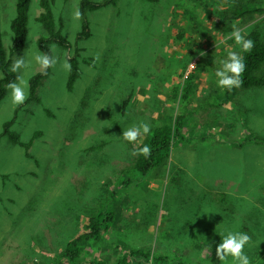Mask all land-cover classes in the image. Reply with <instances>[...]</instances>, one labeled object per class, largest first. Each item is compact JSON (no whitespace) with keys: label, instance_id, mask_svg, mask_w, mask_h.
Listing matches in <instances>:
<instances>
[{"label":"rangeland","instance_id":"374dc122","mask_svg":"<svg viewBox=\"0 0 264 264\" xmlns=\"http://www.w3.org/2000/svg\"><path fill=\"white\" fill-rule=\"evenodd\" d=\"M40 1L29 3L25 49L10 56L15 0H0L11 65L24 53L30 57L44 34L36 21ZM80 1L51 2L56 26L72 44L81 28L72 15ZM88 20L91 36L78 42L73 90L58 62L11 126L23 143L31 142L28 151L0 139V264H53L91 215L112 212L111 193L117 217L84 259L113 264L128 249H142L184 264H221L206 258L208 244L233 228L251 236L244 250L252 264H264V146L245 142L264 140V88L240 89L220 104L223 90L214 77L220 59L240 52L225 39L234 27L257 29L264 43V0H117ZM53 46L60 62L73 54ZM197 67L189 102L174 101L180 76ZM40 71L33 64L28 82ZM263 73L264 63L257 74ZM9 93L6 88L0 101V132L18 107ZM178 113L186 117L183 144L162 167L133 174L123 129L141 121L151 129ZM127 176L131 183L121 186Z\"/></svg>","mask_w":264,"mask_h":264},{"label":"trees","instance_id":"16d2710c","mask_svg":"<svg viewBox=\"0 0 264 264\" xmlns=\"http://www.w3.org/2000/svg\"><path fill=\"white\" fill-rule=\"evenodd\" d=\"M53 0H41L40 7L42 9L41 14L36 18L37 23L42 28L44 34L37 40V47L42 52H47L48 49L56 45L62 49L70 50L73 48L72 56L68 57L71 64V70L68 71L66 88L67 90H73L76 81L80 77L79 68V52L77 48L78 42L88 39L91 36L89 29L88 14L98 11L99 9L113 5L116 6L117 0H81L79 4L81 28L76 33L75 41L72 44L68 42L62 35L61 28H57L54 20V15L51 10V2ZM149 4H157L160 0H142ZM30 0H15V16L11 21V30L13 32V43L10 49V56L20 53L25 49V42L27 38V22H28V9ZM258 11V10H256ZM246 38H250L253 41V47L248 52H242L241 55L244 58L245 69L241 74V84L238 88H233L231 91L223 90L220 96V104H226L230 102L238 93L240 89H260L264 88V73L258 75V71L264 63V43L262 42L260 32L257 29H253L247 33ZM199 67V66H198ZM197 68L191 70L186 77L180 76L178 84L173 87L172 98L174 101H179L180 104L186 105L192 97L195 81L197 79ZM200 68V67H199ZM52 68L46 71L42 70L32 76L29 80L28 96L25 102L15 110L14 116L11 120L3 124V130L0 132V139L7 138L11 143L22 147L26 152L28 151L31 142L23 143L16 133L11 131V126L16 120L19 110L26 104L37 100L36 94L38 88L42 82L49 76ZM0 73L2 75L0 79V101L6 96L7 84L10 81H15L17 75L12 71L11 59L7 57V54L3 48L1 34H0ZM157 126L150 129V133L141 138L137 142H127L128 146L133 152L138 153V149L144 144H147L151 149V154L145 158L143 155H133L132 172L133 174L148 175L154 169L162 167L168 159L172 148L175 145L183 144L184 142V127L186 117L182 113H178L175 117L171 115H164ZM245 142H252L257 145L264 146V140L257 138L251 139L248 137ZM245 142H229L230 146L242 147ZM27 156L29 157L28 153ZM132 179L128 176L123 178L121 186L126 187L131 183ZM114 193H111L110 206L112 212L100 211L98 214H93L89 217L86 228L74 238H72L57 254L56 261L53 264H105L104 261L99 259H84L87 248L95 241L99 240L102 233L111 227V224L116 219V209L114 204ZM217 245V244H216ZM216 245L213 244L211 248H207V253L210 256L206 258L217 257L215 253ZM151 260V264H184L179 258H170L165 255H156L149 253L142 249H128L124 254L113 264H148Z\"/></svg>","mask_w":264,"mask_h":264},{"label":"clouds","instance_id":"9594fccd","mask_svg":"<svg viewBox=\"0 0 264 264\" xmlns=\"http://www.w3.org/2000/svg\"><path fill=\"white\" fill-rule=\"evenodd\" d=\"M73 18L79 19L81 13L77 9L73 12ZM33 28H38L33 26ZM247 33L242 32L238 28H233L230 36H226L225 39L234 40L235 44L239 46L240 52L229 51L226 58H222L219 61V67L214 71L215 84L222 90L231 91L233 88H238L241 84V74L244 72L245 64L244 58L241 55L242 52H248L253 47V41L250 38H246ZM68 54L62 62L60 57L56 55L54 46L50 47L47 52H42L36 46L31 53L30 57H26L25 53L22 57L16 58L12 71L22 70L15 81H10L7 84V88L10 89V102L13 106L21 105L25 102L28 95V79L26 73L33 64L38 65L41 70L46 71L49 68H55L60 63V66L66 70H71V64L69 62ZM150 133V125L141 121L139 124H133L123 129L120 137L126 142H137L139 137L148 135ZM143 155L147 158L151 154V149L147 144H144L138 149L137 152H133V155ZM220 236V242L216 245L215 253L221 264H252V261L244 250L251 244V236L244 231L235 230L233 228H225L222 232L218 233ZM211 248V245L208 244ZM151 264V260L148 261Z\"/></svg>","mask_w":264,"mask_h":264}]
</instances>
